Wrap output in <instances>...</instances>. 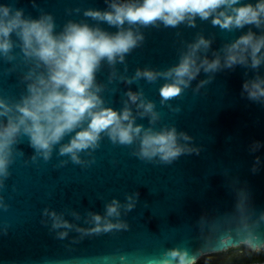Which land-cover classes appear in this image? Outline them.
<instances>
[{
  "label": "water",
  "instance_id": "obj_1",
  "mask_svg": "<svg viewBox=\"0 0 264 264\" xmlns=\"http://www.w3.org/2000/svg\"><path fill=\"white\" fill-rule=\"evenodd\" d=\"M113 2L142 0H0L10 14L19 10L24 19L50 16L54 35L71 22L109 34L131 30L142 36L122 60H101L92 89H99V108L131 110L133 126L141 127L131 143L113 141L104 130L95 146L81 149L79 162L73 161L60 148L88 126L86 118L52 145L47 158L22 128L9 146L0 174V264H177L178 258L168 255L173 250L185 253L193 264L242 243L251 251L262 248L264 96L250 97L243 85L264 80V48L257 53L262 60L256 67L250 56L246 63L225 66L224 55L228 45L249 31L264 36V18L259 26L223 28L212 23L216 13L206 19L195 15L191 22L186 17L174 26L159 19L116 26L85 15L111 11ZM256 2L239 0L237 6ZM201 37L209 44L196 50L197 64L218 56L220 66L208 72L201 68L186 86L180 85L178 94L163 97L161 89L175 82L168 73ZM9 40L12 47L0 53V100L10 109L0 116L3 123L19 114L16 105L29 95L28 85L47 74L37 58L25 54L15 31ZM138 70L151 71L154 78L137 76ZM130 91L138 94L135 103ZM141 101L151 103L152 111L138 107ZM171 129L184 149L177 157L165 162L158 154L140 155L145 130ZM113 201L119 215L107 216ZM94 214L102 217L101 223L106 219L126 227L86 231L95 226ZM56 218L71 227H53Z\"/></svg>",
  "mask_w": 264,
  "mask_h": 264
},
{
  "label": "clouds",
  "instance_id": "obj_2",
  "mask_svg": "<svg viewBox=\"0 0 264 264\" xmlns=\"http://www.w3.org/2000/svg\"><path fill=\"white\" fill-rule=\"evenodd\" d=\"M239 0H142L140 3L113 2L111 11L100 12L89 10L85 15L107 21L111 25L120 26L127 21L129 24L140 23L147 25L157 19L165 25H176L199 15L202 19L213 13L212 23L223 28L256 24L259 26L264 18V0H257L255 5L244 4L237 6ZM223 10L217 12V9ZM230 10V11H229ZM16 32L21 39L26 55L34 56L47 69V74H40L34 82L28 85L29 95L22 103L16 105L19 113L15 119L9 117L7 123L0 122V174H3L8 163L9 146L17 134L23 129L31 140V144L41 151L45 158L50 154L52 145L57 143L66 133L78 127L84 119H88V126L76 132L70 143L62 145L61 154L70 153L73 161L79 162L77 152L81 149L95 146L99 134L107 130L113 141L123 144L131 143L141 132L139 125L133 126L131 110L125 107L122 112L111 108H99L101 100L93 91L94 74L102 59L114 62L117 56L122 60L123 54L142 39L139 34L134 35L131 30L118 31L109 34L99 28H91L87 24L69 23L62 33L53 34V23L50 16L39 19H24L22 12L17 10L10 14L7 6L0 5V53H7L12 47L9 34ZM209 41L201 37L190 46L180 63L170 70L174 74L175 82L161 89L163 97L168 98L181 91L180 85H187L201 68L204 71H215L220 66V57L209 61L206 57L197 64L196 50L205 48ZM264 48V36L256 37L249 31L242 35L225 50L224 64L231 67L237 63H246L251 57V64L256 67L261 63L258 56ZM143 74L148 79L154 78V73L145 70L137 71V76ZM185 77L187 79H185ZM264 80L245 83L249 96L256 98L264 96ZM131 102L138 100V94L128 92ZM138 107L144 112L152 111V104L143 101ZM9 107L0 100V116H6ZM143 114V113H142ZM127 121V123H123ZM188 137L185 136V139ZM184 149L177 145L175 129L152 132L145 130L141 137L140 155L151 158L159 155L162 161L170 162ZM131 199V197H129ZM128 209L133 204L127 205ZM118 203L113 201L107 207V216L119 215ZM55 217V213H52ZM95 226L86 231L100 232L112 228L126 227L121 223L113 224L99 214L92 216ZM71 227L67 221L56 218L53 227ZM61 236L65 233H61ZM177 264H190L186 254L173 250L168 253ZM163 264H172L171 260Z\"/></svg>",
  "mask_w": 264,
  "mask_h": 264
},
{
  "label": "rangeland",
  "instance_id": "obj_3",
  "mask_svg": "<svg viewBox=\"0 0 264 264\" xmlns=\"http://www.w3.org/2000/svg\"><path fill=\"white\" fill-rule=\"evenodd\" d=\"M243 255H248V257H258V256H263L264 255V246L260 249L251 251L248 246L244 243H242L240 246L235 247V248H229L226 251H220V253H212V254H207L202 256V258H223V259H231L236 256H242ZM199 259V261H200Z\"/></svg>",
  "mask_w": 264,
  "mask_h": 264
},
{
  "label": "trees",
  "instance_id": "obj_4",
  "mask_svg": "<svg viewBox=\"0 0 264 264\" xmlns=\"http://www.w3.org/2000/svg\"><path fill=\"white\" fill-rule=\"evenodd\" d=\"M264 261V255L263 256H258V257H248V255H243L242 256H236L231 259H223L221 258L220 260L215 258H202L200 261L198 260L197 262L193 264H242V263H261Z\"/></svg>",
  "mask_w": 264,
  "mask_h": 264
},
{
  "label": "flooded vegetation",
  "instance_id": "obj_5",
  "mask_svg": "<svg viewBox=\"0 0 264 264\" xmlns=\"http://www.w3.org/2000/svg\"><path fill=\"white\" fill-rule=\"evenodd\" d=\"M217 259H219V258H217ZM220 260V259H219Z\"/></svg>",
  "mask_w": 264,
  "mask_h": 264
}]
</instances>
